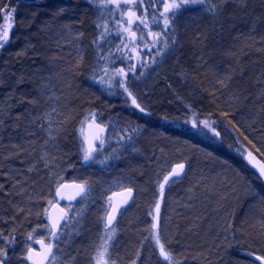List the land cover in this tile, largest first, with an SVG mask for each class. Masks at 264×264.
I'll return each mask as SVG.
<instances>
[{"label":"rangeland","instance_id":"374dc122","mask_svg":"<svg viewBox=\"0 0 264 264\" xmlns=\"http://www.w3.org/2000/svg\"><path fill=\"white\" fill-rule=\"evenodd\" d=\"M91 2V0H89ZM52 2H58L57 0H53ZM49 3V2H48ZM81 4L80 2L75 0H65L61 1L60 4H55V6L50 5L48 8L47 13L44 12L42 16H40V19L38 20L41 24V27L43 26H50L52 24H56L65 21L66 16H71L69 8L71 7V10H77L81 13L80 8H78L77 5ZM96 7L97 17L101 16V21L107 19L108 24L112 21H110V17H107L108 8H105L101 11V9L97 6V4L92 3ZM92 4L86 5L88 8V11L92 10ZM58 5V6H57ZM82 5V4H81ZM57 6V7H56ZM66 6V7H64ZM66 8L67 12L63 13V15H56L58 10L60 8ZM83 7V5H82ZM201 6H194L192 12H195L196 9L200 8ZM192 9V8H191ZM190 9V10H191ZM184 12V11H183ZM6 10V5L4 1H0V22L7 21L8 18L14 19L15 23L12 26L13 28H16V32H12L11 28L9 29V35L11 42L1 51V54H3V61L0 62V81L4 84V89L6 93L0 94V96H9L10 89L9 87L16 89L15 86L11 85L13 79L15 81L20 80V75L23 70H29L30 66L28 63L32 62L33 60L30 58V56L33 54V50L29 51L27 48L28 46L32 44L31 35L34 34V32L30 29V24L34 21L31 17L25 19V16L22 17L21 12H13L11 16L8 17ZM138 14V11H137ZM193 14V13H192ZM194 15V14H193ZM35 16V14H34ZM180 15H178L179 17ZM107 17V18H106ZM176 18V20L178 19ZM118 20L120 19L119 14L117 13ZM27 20V21H26ZM115 24V30L118 27L115 22H112ZM89 25L87 29H89L90 34L94 36V34L97 35V37L100 34L101 29L95 30V33H93L92 29H90ZM153 31H159L160 28L158 25H152ZM109 28H111L109 26ZM142 28V26H141ZM133 31L137 32V36L140 35V32L137 31L136 26L133 25ZM146 31V30H144ZM115 35V39L118 40L117 44L121 43L120 34L117 32ZM113 35V36H115ZM108 37L106 36V42H108ZM18 39V41H17ZM49 40L44 39V45L46 46V43ZM128 42V41H125ZM112 43V41L110 42ZM145 43L150 44L151 43V37L146 36L145 41H137L138 49L137 51L144 52L147 50L146 47H144ZM47 46H49V42L47 43ZM116 46V45H115ZM115 46L113 48H115ZM49 47H47L48 49ZM105 52H109L107 50V46L103 45L102 49H105ZM45 50V52L47 51ZM154 49V48H152ZM57 50V49H56ZM129 50V49H128ZM155 50V49H154ZM59 51V50H57ZM167 53L164 55L158 56V61L166 59L169 55V49L166 50ZM24 52V55H17V53ZM56 52V51H55ZM62 54V52H59ZM39 54L42 55L41 52ZM131 54L136 58L135 53H127ZM118 55V52H117ZM113 57V67L114 68H120L124 67L125 70H127V66L132 63L131 61H128L123 57ZM18 58L20 60H26L22 65L20 66V71L17 70V62ZM117 58V59H116ZM173 60L175 58H179L177 55L174 58V55L172 56ZM169 59V57L167 58ZM33 63V62H32ZM149 63V61H148ZM174 63V61H172ZM54 66L56 68V75H57V82H62L64 75L61 74V66L60 63L54 62ZM137 64V63H135ZM32 66V65H31ZM15 68L16 71L15 72ZM34 68V66L32 67ZM153 68L152 64H149V67L144 68L145 71H148L149 69ZM67 72H69V69H63ZM187 69L183 68L181 71H186ZM194 70V69H193ZM173 71V73H172ZM186 72H190L187 70ZM209 72H214L213 69H210ZM141 72H135V73H129L128 80H131L135 75L140 74ZM219 76L221 77V72L219 71ZM197 70H194V77H196L199 81ZM171 75L177 76V71H174L172 68ZM22 77V76H21ZM179 77V76H177ZM146 78V77H145ZM148 80V78H147ZM175 82H178L177 79H173ZM196 80V79H195ZM145 81V80H144ZM157 81L163 82L162 80L155 79L154 83H157ZM1 82V83H2ZM164 79V83H165ZM163 83V84H164ZM189 86L183 87L182 85H178V88L180 87L181 92L180 95H187V98L191 97V91L188 90L191 88H198L197 84L194 81L188 82ZM15 85V84H14ZM211 86V89H210ZM209 88H206L207 91H209L211 96L215 95V89H223V87L220 86V82H215V80H211ZM256 91H258V96L264 97V85H258ZM49 88V86L47 85ZM61 87V86H58ZM225 87V86H224ZM21 88V87H17ZM113 88V87H112ZM213 89V90H212ZM26 89H23L19 91V94H24L25 96H28V93L25 92ZM103 94L98 95V97L103 96H109L111 90L109 88L103 89ZM135 94V90H133ZM9 93V95L7 94ZM188 93H190L188 95ZM137 97V102L141 104L142 107H145L149 113L151 110H157L155 107H153L144 97L140 94H135ZM12 96V95H11ZM172 96V95H171ZM107 99L101 100L99 102H95L94 104L97 108H99L100 112H104V109H110L107 104ZM90 99H86V101H89ZM176 102V101H175ZM174 102V103H175ZM109 103V100H108ZM165 103V102H164ZM163 103V104H164ZM172 102L171 106L174 104ZM110 104V103H109ZM92 101L89 103V107H92ZM176 106V104H174ZM120 109H117L115 114H117V117L114 118L113 123L106 121L103 119V116H97L96 123L101 125H107L105 132L103 133L104 138H106V143L103 147V149L96 154V158L94 161H84L82 158V153L79 151L80 143L77 141V139L71 136H67V131L63 130V126L65 124H61L59 126V130L61 133L59 136L61 137V145H64L65 148H63L60 153L58 150H53L52 148L44 151V161L40 164V168L43 170L42 177L39 178L38 175L36 177H32V173L36 171V167L33 164V166H27V172H25V169L23 170V167L28 165V162H25L24 165L21 164L16 170L22 169L23 171H20L19 175H22L21 177L16 174L14 181L11 183L9 181V177L6 179L7 182H5L4 190L7 189L9 186H11V192L14 194L15 197V203H13L12 208L9 209L10 211H1L0 208V233H3L5 237H11L14 238V243L11 245H8L11 249V251L14 249L13 247L16 245H20L17 250L15 249V254L13 252V257L11 259H8V264H28L27 261H24L22 259L24 255V250L26 249L27 243H32L34 245L35 240H41L42 238H46V232L47 230L43 227L44 224L48 223V219L46 216L43 215V210L47 208L48 201L54 200L57 201V198L55 196L56 188H57V180L61 178L62 176L67 175L68 179L71 181H78L83 182L85 180H88L91 182L93 180L90 177V172L93 171H99L101 174L99 177H96V180H100L102 177V174H106L110 172L111 170L115 172V175H110V178L108 182L105 184L104 191L96 192L92 194V190L90 192V196L86 198L85 200H81L75 205L77 209H83L82 214L80 217H78L79 223L76 221H73V223L65 230L64 235L62 236V239L60 241L59 250L57 251L58 257L65 262V264H90V258L91 255L94 252V248L97 244L100 243V237L104 234L103 229V222L102 217L104 215V210L102 212L100 211V208L102 207L101 203H105L106 193L108 192V196L112 195L113 193H118L122 188L120 185H124L127 187H132L135 190V198L143 199L142 204L140 207L135 208L133 207V202H130V204L121 212L120 217L118 218V221L115 224L116 227V235L115 240L112 242L114 247L112 249V259L115 261V264H132L133 260H136L137 264H164L162 261V258L158 256V248L155 247L154 242L151 241V239H145V237H150V227L153 223L152 216L149 215L150 211L154 210V206L157 200V186L154 192H148L149 187L152 186V184L156 181L162 182L163 177L167 175V173L171 170V167L174 164H177L179 162H183L181 158H184L185 155L183 151L189 152L190 150H194L193 157L197 159V161L194 159L193 164L191 167L185 168V172L183 174V177H185V180H183L181 188H176L174 190L169 189L170 185L172 186L173 183L166 186L165 190L168 188L167 196L165 197L163 203L161 204V214H160V234L163 231H168L171 229H174L175 232L181 233L179 236V240L176 244L172 245L168 241L166 243V247L170 244V250L176 254V258L182 262V264H228V262L222 263L220 258L218 257L219 249H222L224 256L227 255L230 258H232V263L230 264H248L251 260L250 257H247L245 255V252L250 250V248L242 249V243L235 242L236 237L242 235L245 237V230H248L249 228V221L243 220V225H239V227H235L231 224L230 220L227 216L224 214H220L219 212L221 209H218L216 211V205L215 203L208 204L209 206H213L211 208V213H215L214 215L210 216H204L203 215V207L205 204H207V199H205L203 196L205 195L206 191H203L207 188V186L200 189L197 187V185L188 182V178L192 175H200L202 179L208 180L209 178L212 179L214 175H212V170L209 168V164L203 160L201 161V158L204 156V151L202 148L206 147L205 145H202L203 143L196 142L194 140L193 142H189L184 137L180 136L179 133L171 131V134L167 132V130L163 129L164 127H171L174 126V129L179 130L178 128L181 126H175L170 125L169 121L170 117L168 119L159 118L158 120H162V122H158L159 125L155 123L153 124V121L147 120V117H149V113H139L141 117L139 118L137 127L139 131L137 133L132 134V139H121V137H126L127 133H124L125 129H132L133 126L132 123L133 120H131L128 115L129 111H124V109H131L133 111V107H131L128 104H121L119 106ZM186 106H182L177 111H175L172 107H170V112L176 114L177 118L182 120V122L185 121L187 117H184L187 115L186 112ZM191 108H194L191 106ZM160 109V108H159ZM173 110V111H172ZM188 111V110H187ZM56 110L51 112L50 116H47L45 120H50L49 125L52 123L56 124ZM253 118L246 119V125L249 127V132L252 135L250 137L251 139L255 140L257 145L261 148V152H264V137H263V126L262 129L257 128V125L261 122L258 121V113ZM74 115V113H73ZM182 116V117H180ZM74 117V116H73ZM72 117V118H73ZM172 118V117H171ZM53 121V122H52ZM186 126L190 129V124L185 123ZM14 125V123H12ZM53 125H51L52 127ZM132 126V127H131ZM42 127V126H41ZM135 127V126H134ZM57 128V127H56ZM93 132L95 131L94 128H92ZM195 130V129H194ZM49 131H57V129H52ZM54 132V133H55ZM123 132L124 135H121L120 133ZM66 133V134H65ZM204 133V132H203ZM65 135L64 137L62 135ZM210 135V134H209ZM230 135V133H228ZM149 136H152L154 140H148L147 138ZM9 137L13 138V135L9 134ZM258 141H257V140ZM7 140V139H6ZM4 141V145L6 143H11L12 141L8 138L7 141ZM201 140V139H200ZM18 141V139H17ZM142 141V143H141ZM141 143V144H140ZM156 143V144H155ZM200 144V145H198ZM248 146V143H245ZM158 145V146H156ZM250 145V144H249ZM11 146L17 147V143L12 144ZM156 146V149L154 150ZM118 147H121L119 150L118 156L119 159L116 160L114 157L110 154L112 151L117 149ZM239 147V145H236L234 148L236 149ZM6 148V147H5ZM72 150L71 153H66V155L63 154V152L67 149ZM153 153H148L149 151ZM236 154H238L235 151ZM15 155L13 158H16V161L19 162V153L18 148L15 149ZM130 155V156H129ZM174 156V158L172 157ZM107 157V159H105ZM135 157V158H134ZM127 158V161L124 160ZM175 159V160H171ZM100 160H104V163H100ZM30 163H32L30 160H28ZM123 161V162H122ZM208 161V160H207ZM21 163L24 161H20ZM204 162V163H203ZM47 165V167L45 166ZM23 166V167H21ZM34 167V169H33ZM29 168L32 170L29 171ZM221 169L220 173L222 175H226V172L224 171V168L219 167ZM120 172V173H119ZM202 175H206V177H203ZM1 177V176H0ZM4 178V177H3ZM180 178V179H181ZM216 179V178H215ZM246 179V178H244ZM249 179V178H248ZM1 184H4L3 179L0 178ZM31 180V181H30ZM66 180V179H65ZM62 179V182L65 181ZM177 180V179H176ZM250 180V179H249ZM9 182V183H8ZM8 187L7 185L10 184ZM92 184V182H91ZM198 188V190H196ZM1 192L3 190H0ZM105 193V194H104ZM207 205V206H208ZM16 206L15 208H13ZM62 207H65L64 205ZM243 209H245V205L242 202ZM240 207V208H241ZM203 208V209H202ZM23 211H20V210ZM100 212H96V211ZM250 211V210H249ZM8 213H11L12 215H8ZM39 213V215H38ZM253 214L252 210L250 211V214ZM72 215L73 213H69ZM154 214V211H153ZM236 215V214H235ZM29 216H33L31 220H27L26 218ZM131 217L132 220H130L129 224H126L128 228L121 227L119 225V222L124 221L128 217ZM239 216H244L247 220L250 219L247 214H243ZM234 216V217H239ZM92 218H96L94 220V225H96L97 230L92 231L90 228L91 220ZM240 219V218H239ZM77 223V224H76ZM229 225L231 227L229 228ZM93 227V224H92ZM36 228V232L33 234V241H27L26 237L28 233L32 232V229ZM77 228V231L74 233V229ZM121 228V229H120ZM240 228V229H239ZM243 228V229H242ZM127 229V231H124ZM227 229V231H225ZM234 232V234H233ZM74 233V235H73ZM79 233V234H77ZM231 233V234H230ZM169 236V234H168ZM227 237V240H224V238ZM246 237H249L251 239L250 241L252 244H256L257 240L259 238H255L254 235H246ZM264 237V236H263ZM80 240H86L85 243H79ZM221 241H224L223 244H221ZM232 242V246L229 247L228 242ZM45 242L47 240L45 239ZM161 242H163V237L161 234ZM254 242V243H253ZM264 244V242H263ZM93 245V247H92ZM264 247L263 245H259ZM258 246V247H259ZM5 244L0 241V248H4ZM92 247V248H91ZM252 249L251 251H257V254L263 253L264 251H260L262 249L261 247L255 248L254 246H250ZM214 250L213 256H209V253ZM140 252V259H137V252ZM92 252V254H91ZM243 255L245 259H241L240 256ZM238 256V257H237ZM73 257L75 259H73Z\"/></svg>","mask_w":264,"mask_h":264},{"label":"trees","instance_id":"16d2710c","mask_svg":"<svg viewBox=\"0 0 264 264\" xmlns=\"http://www.w3.org/2000/svg\"><path fill=\"white\" fill-rule=\"evenodd\" d=\"M53 0H45L43 2V7L45 8V13L49 12L48 8L50 5L55 6V4H60V0H57L58 2H52ZM55 1V0H54ZM231 2H228L222 10H218V15L215 17L213 14L204 11L202 7L195 10V12H192L191 10L184 11L178 18H181V20L186 22L185 27L180 28L178 25V32L174 34L176 36V43L169 48V60L174 63L173 69L174 71H177V74L179 73V77L171 75V72L168 75L164 76L165 83H169L170 88L176 92L174 95H168L170 96V99L166 102H178L182 106H188L191 105L194 108H191V110L186 108L187 115L184 117H187L186 119H190L192 117V112L195 111L200 114V119H205L208 117V113H212L210 119L218 122V130L221 131L222 138H216L213 137L210 133L212 139V143L210 144V141L201 142L200 137L197 138L196 141H200L203 143L202 145H205L206 147L209 146V149L214 150V147L218 145H222L225 143L224 138L228 136V133L234 134H240L242 133V129L240 131H236L233 129V124L228 123V120L231 119L233 123L236 125L237 128L240 126L246 125V119L253 118L258 113V116L262 111H264V97L258 96L256 91L258 85H264V0H230ZM233 1V2H232ZM49 2V3H48ZM214 3L217 2V0H213ZM14 3H6V10L8 11V8L11 7ZM58 6V5H57ZM56 6V7H57ZM66 7V6H64ZM112 6L110 5L109 8ZM71 16H67L68 18H72L73 24L75 27H82L83 24L90 25L92 23V20L97 17V12L95 9H92L91 12L94 14V18L90 20L88 17H84V15L77 10H71V7H68ZM109 8L107 12V17L109 16L111 18H117V14L115 17H112L109 13ZM151 11V10H150ZM194 15H193V14ZM140 12L138 11V15ZM22 17H24L22 15ZM106 17V18H107ZM190 17V18H187ZM90 20V21H89ZM110 27H115V24L112 22L110 23ZM83 33V36H78L77 34L70 38L65 40L68 46H70L74 41L73 39L76 38L77 44L80 49H86V52L84 54H80L78 57L75 55V60H79V58L83 57V62L79 65L78 69L74 66L77 65L73 60V56L70 58H66V52L67 51H57L53 48H48L47 51L46 47L43 46L42 49H40V52L43 56H40V61H42V64L40 67L32 68L33 61L35 59H32L33 61L28 63L30 66V69L23 70L21 75L23 78V83H17V86L15 87H21L13 89L9 87L10 94H15L18 91L26 89L25 92L28 93V96H25L26 102L24 105L21 106V109L17 112L12 111V108H2L3 111L0 112V119H3V125L0 126V131L3 132L4 135H2V139L4 141L8 138L12 141L10 143L14 144L17 143V147L11 146L14 156L15 155V149L18 148L19 153V162L16 161V158H12L9 155V152H6L5 145L0 144V176L6 177V179L9 177V182H13L16 176L17 178L22 175L21 172L25 169V172H27V166H33V164L36 167V171L32 173V177H36L38 175L39 178L42 177L43 170L40 168V164L42 161H44V149L37 148L35 146V143L37 142V137L35 136H28V137H19V138H10L9 137V130L13 131L16 130L18 126L21 125H27V124H33L40 126L38 129V135L39 136H48L49 130L52 129H59V126L61 124H66L70 120H73L77 113L72 112L71 110L74 108L72 106H80V116L83 120L85 115L89 111H94L98 113L99 116H103V114L99 111V108H97L94 104V99L98 96L96 94H93L92 91H90V83H93L92 79V69L94 67L91 66V76L90 80L85 79L81 80V74H85V71L87 69V63L88 60H86V56L88 54V42H89V35L90 31H84V28H81ZM77 30V28H76ZM93 33H95V30H93ZM108 42L106 44L107 50L111 51L112 53H115V57L117 52L115 51V48H113L115 45H117L118 40L115 39V36H110L107 38ZM112 41V43H110ZM176 45V46H175ZM174 46L176 49L174 50ZM129 48H135L138 49L137 44H131L129 43ZM102 54H107L108 52H105V49H102ZM56 51V52H55ZM59 52H62L60 54ZM129 52L128 48L124 49V54H127ZM139 52V51H138ZM135 53V52H133ZM155 54L154 49L147 48L144 52H139V58H135L133 56L132 63H137V69L136 72H138L140 69H144L143 67L139 66V59H143L145 61H149V64L151 63V56ZM174 55V58L178 55L179 58H175L173 60L172 56ZM126 56L124 55L123 58ZM167 57V58H168ZM97 58V55L96 57ZM166 58V59H167ZM111 60L113 61V57H111ZM157 56V62L158 61ZM26 60H20L18 58L17 62V70L20 71V66L22 63H24ZM51 62L54 64V62L60 63L61 66V74L64 75L62 82L55 81L56 87H49L46 88V90H43V85H38L39 83H42V80H45L43 77L39 75L38 70L39 69H50L52 72L54 71V67L51 66ZM113 63L104 64L102 67H108L109 69H113ZM69 69L70 71L67 72L63 69ZM186 68L190 72L181 71ZM81 71L79 72V70ZM197 70L199 81L196 77H194V70ZM210 69H213V73L209 72ZM221 72V77L219 76L218 72ZM15 72L16 68H15ZM18 73V72H17ZM173 73V71H172ZM185 77V78H184ZM173 79H177L178 82H175ZM196 79V80H195ZM189 80V81H187ZM194 81L198 88H189L188 90H192L190 94V98H187V95H180L181 92H184L183 90L180 91L178 94L179 88L178 85H182L183 87L189 86L188 82ZM211 80H217V82H220L219 87H223V89H215V95L208 98L203 99L204 97L201 96V90L203 88H209ZM41 81V82H40ZM129 80V84H130ZM221 81L223 82V86L221 85ZM61 86V87H58ZM225 86V87H224ZM120 90L118 86L114 87ZM130 90L132 91L133 95L136 96L132 90V88L129 85ZM211 89V86H210ZM43 92V96H41V93ZM201 92V93H200ZM6 91L4 92V94ZM9 95V93H7ZM18 96V97H19ZM44 96H47V98H52L58 103H62L66 105L67 107H62L60 109H57L56 111V124L52 123L53 125H49L50 120H45L47 116L51 115V109H44L42 106V100L44 99ZM200 96V97H199ZM17 97V98H18ZM16 98V99H17ZM137 98V97H136ZM86 99H90L89 101H86ZM28 100H38L39 103H28ZM138 100V99H137ZM92 101V107H89V103ZM110 101V100H109ZM109 107H119L121 103L128 104L131 107L135 108L132 103L131 99L128 98L126 95L125 97L117 102L110 101ZM175 104V103H174ZM171 107V106H170ZM170 107H166L164 104H161V106L157 110H151L149 115L153 116L154 118H162V116L170 117V120H174L175 126H181L177 129L172 128L171 131L181 133L182 131V124L186 126L182 120L174 116V111L172 113L170 112ZM188 110V111H187ZM139 115L138 112L133 111ZM222 112H228L229 117L225 118L221 115ZM47 113L48 115L45 116L44 114ZM74 113V115H73ZM19 116V119L17 117ZM74 116V117H73ZM141 116V115H140ZM37 117H40V119H36ZM65 117H68L67 121H65ZM73 117V118H72ZM172 117V118H171ZM182 117V116H180ZM176 118V119H175ZM185 119V120H186ZM12 121H16L14 125H12ZM32 121H35L34 123ZM169 121V122H171ZM22 122H25V124H20ZM53 122V121H52ZM238 122H243V125H240ZM264 123V114H263V122ZM159 125V123H157ZM42 126V127H41ZM264 126V125H263ZM57 127V128H56ZM187 127V126H186ZM192 128V127H191ZM51 131V133L54 135L57 133V131ZM67 136L75 137L77 141L80 143L79 140V131L77 128H74L70 131H67ZM65 133V134H66ZM65 136L64 134L62 135ZM184 138L186 137L184 134L182 135ZM263 137H264V127H263ZM18 139V141H17ZM186 139V138H185ZM6 140V141H7ZM59 140H61V137L59 136ZM248 140V139H247ZM197 142V143H198ZM199 142V143H200ZM200 145V144H198ZM240 146H243L246 149H252L255 151L251 145L245 144V139H243L239 144ZM208 148V147H207ZM259 148V147H256ZM260 149V148H259ZM261 150V149H260ZM37 151V155L34 159L32 158L33 154ZM262 151V150H261ZM259 155L258 153H256ZM187 156V155H186ZM260 156V155H259ZM234 157L237 158V161L241 164L244 163V160L240 154H234ZM261 157V156H260ZM264 159V157H261ZM28 160H30L32 163H30ZM205 160L207 162L208 158L202 157L201 161ZM24 161V162H20ZM25 162H28V165L21 166L22 169L16 170L17 166L21 164L24 165ZM204 163V162H203ZM208 163V162H207ZM222 163H226L228 165H231L229 161H222ZM219 167H223V165L218 164ZM34 169V167H33ZM221 169V168H219ZM248 172H246L245 175L247 178L252 180L253 178L255 181H258L262 183L259 179H257L256 174L249 169ZM61 178L68 179V176H62ZM3 180L4 187L5 182L7 180ZM248 179V180H249ZM31 181V180H30ZM8 182V183H9ZM2 182H0L1 184ZM8 184L7 187L9 185ZM262 185V184H261ZM264 188V185H262ZM205 199H207V205L210 203H215L218 205V203H223V206L226 207L224 210V215L228 217L231 224L235 227H239L243 225V220L249 221L254 214H250L251 208L247 206V208L243 209L242 206V199L240 196L230 197L225 199L227 202L230 203V205H227L225 202L217 200L215 198H212L208 195L203 196ZM231 199V202H230ZM216 201V202H215ZM13 203H15V197L14 194L11 192V186H9L7 189H3V191H0V208L1 211H10L9 209L12 208ZM14 206L13 208H15ZM206 208V204L204 205ZM241 207V208H240ZM263 208V207H262ZM16 209V208H15ZM264 210V209H263ZM264 215V211H262ZM236 214V215H235ZM245 215L250 219H246ZM8 215H12L11 213H8ZM239 216V217H234ZM240 218V219H239ZM240 229V228H239ZM243 229V228H242ZM234 233V232H233ZM264 235L260 236L259 240H257L256 244H252L249 239V237H243L242 235L236 237L235 242L242 243L243 248H250V246H254L256 249L262 246L264 242ZM254 243V242H253ZM259 246V247H258ZM254 251V250H253ZM263 254V253H262Z\"/></svg>","mask_w":264,"mask_h":264},{"label":"snow or ice","instance_id":"6c2138e0","mask_svg":"<svg viewBox=\"0 0 264 264\" xmlns=\"http://www.w3.org/2000/svg\"><path fill=\"white\" fill-rule=\"evenodd\" d=\"M92 3L97 4L101 11L105 8H109V13L112 17L118 13L120 16L119 20H116L117 28L116 31L120 34L121 43L115 46V51L124 54V49L128 48L129 53L135 52L136 57L139 58V52L135 48H129V43L137 44V41H145L146 36L151 37V43H145L144 47L155 49V54L151 56V63H157V56L164 55L165 51L172 47L177 41L175 33V22L178 15L182 14L183 11H188L194 6H201L204 11H207L215 17L218 15V10H222V6L228 3V0H217L216 3L213 0H91ZM151 10V11H150ZM137 11L140 14H137ZM65 12L64 8H60L56 15H63ZM96 28L101 29L99 36L92 41L94 45H99V42L104 40L106 36L109 35V24L108 20L95 22ZM133 25L136 26L137 31L140 35L137 36V32L133 31ZM152 25H158L160 30L153 31ZM142 26V28H141ZM69 27V26H65ZM11 25L7 26L3 32H0V50L4 49L10 42L9 29ZM146 30V31H144ZM78 36H83V33H78ZM128 41V42H125ZM138 47V45H137ZM103 50L97 51V67L92 69V79L97 80L101 85L106 88L111 89L114 86H118L123 90L128 98L131 99L132 105L138 109L141 113L148 114V110L142 107L140 103L137 102L136 96L133 95L129 88V73H135L137 69L136 64H129L127 70L124 67L109 69L108 67H100V63L104 64L112 63L111 56L113 53L109 51L107 54H102ZM17 55H24V52L17 53ZM128 61L133 59V55L124 54ZM83 62V57L81 56L74 67L78 69L79 65ZM139 66L143 68L149 67V63L143 59H139ZM143 75V72L140 73ZM138 78V77H137ZM2 82V81H0ZM18 83H23V78H21ZM223 86V82L221 81ZM47 88V85L44 86ZM43 96V92L41 93ZM22 100L20 103H24ZM28 103L38 104V100H28ZM191 110V105L187 106ZM3 109L0 108V112ZM55 111V109H53ZM45 116L48 114L45 113ZM212 113H208V117L205 119H200V114L193 111L192 117L186 119L184 123L190 124L193 129L204 133H210L213 137L222 138L221 131L218 130V122L211 120ZM222 116L225 118L229 117L228 112H222ZM98 113L94 111H89L83 120L80 121L79 139L80 148L79 151L82 153V158L84 161H94L96 154L99 153L105 143L106 138H104L103 133L105 132L107 125H101L96 123ZM19 119V116L17 117ZM36 119H40L37 117ZM68 117H65L67 121ZM164 119H168L167 116ZM91 121V123H89ZM33 123L35 121H32ZM228 123L233 124V129L240 131L239 128L233 123L231 119ZM3 125V119H0V126ZM85 125L89 129L94 128L95 131L91 134H86ZM127 132L128 129H125ZM138 128H132L131 132L126 137H121V139L131 140V133H137ZM49 136L52 135L51 131L48 133ZM243 135V133H241ZM235 139V138H234ZM245 140L248 138L245 136ZM47 143V141H45ZM248 144L252 146L256 153L261 157H264V152H261L259 148H256L255 144L251 140H248ZM231 147V145H229ZM236 152L243 156L246 162L255 170L257 174V179L264 181V159H257L253 151H248L243 146L237 147ZM246 153V155H245ZM107 159V157H105ZM100 163H104V160H100ZM47 167V165H45ZM185 163L175 164L167 175L163 177L162 182L157 183L158 197L159 199L155 203L154 213L149 212V215L153 218V223L150 227V237H145V239H151L154 242L156 248H158V256L162 258L164 264H182L180 260L176 258V254L170 250V244L166 247V243L161 242L160 234V212L161 204L165 199V188L171 183H175L176 179L181 177L185 172ZM32 169L29 168V171ZM63 178L57 180L56 196L61 199H67L69 203L65 207H59V202L54 200L48 201V207L43 210V215L47 217L48 223L44 224L43 227L47 230L46 238L34 241V243L40 246V250L37 251L36 248L32 246V243H27L26 249L24 250V255L22 259L24 261H29L31 264H65L58 255L60 241L65 233V230L73 223V221H78V217L81 216L83 209H77L72 201L85 200L90 196L92 190V184L90 181L85 180L80 184H74L75 189L74 194L71 196H65L62 189L67 187L62 183ZM123 189L120 193H113L111 196L105 198L106 208L104 210V215L101 218L103 222L104 234L100 237V243L94 248V252L90 258V264H115L112 259V249L114 247L113 241L115 240L116 227L115 222L117 221V216L121 213L125 205L133 200V188L120 185ZM4 185L0 184V190H3ZM235 192L236 190L233 189ZM249 195L256 196L258 193L253 191H248ZM120 196L119 202L114 203L113 197ZM260 202L264 204V197L260 198ZM58 210V211H57ZM20 211H23L22 209ZM69 213H73L70 215ZM39 215V213H38ZM231 225H229V228ZM261 229L264 230V224L261 225ZM227 231V229H225ZM36 232V228L32 229V232L28 233L26 240L33 241V234ZM79 234V233H77ZM45 239L47 242H45ZM227 240V237L224 238ZM0 241L5 244L4 248H0V264H8V253L7 246L14 243V238L5 237L3 233H0ZM224 241H221L223 244ZM229 247L232 246V242H228ZM264 251V248L260 249ZM137 259H140V252H137ZM245 255L250 257L251 260L249 264H264V254H257V251H246ZM73 259H75L73 257ZM132 264H137L136 260L132 261Z\"/></svg>","mask_w":264,"mask_h":264},{"label":"bare ground","instance_id":"6f19581e","mask_svg":"<svg viewBox=\"0 0 264 264\" xmlns=\"http://www.w3.org/2000/svg\"><path fill=\"white\" fill-rule=\"evenodd\" d=\"M1 1V0H0ZM6 3H14L13 5H11V7L8 8L7 11V15L8 17L11 16L13 14V12H21L23 16H25V19L31 17L32 20L34 19V21L30 24V29L34 32V34L31 35V39H32V44L30 45H26L28 46V50L31 51L33 50V54L30 56L31 59H35L33 61V65L34 68L36 67H40V65L42 64V61H40V56L41 54H39L40 49L43 48V46H45L44 43V39L49 40V46H46L51 48L53 46V48L59 51H67L66 52V58H70V56L73 58L72 62L74 61L75 63H77V60H75V55L78 57L80 54H84L86 52V49H80L76 38L73 39V43L68 46L67 43L65 42V40L70 39L72 37H74L77 33L76 32H82L81 28H84V31H88L89 29H87V27L89 26L88 23L83 24L82 27H75L73 24V21L71 20L72 18H68L67 16L65 17L66 20L60 23L56 24H52L50 26H43L41 27L40 22L38 21L40 19V16H42V14H44L45 12V8L43 7V2L45 0H2ZM61 1H65V0H60ZM77 1V0H75ZM257 1V0H255ZM78 2H80L81 4L77 5L78 8H80L81 13L84 15V17H88V19L90 18V20H92L94 18V14L91 11H88V8L86 7V5L88 4H92V2H90L89 0H78ZM228 2H231L230 0H228ZM233 2V1H232ZM226 5V4H225ZM222 6V8H224V6ZM64 8V7H62ZM67 12V9L64 8ZM92 9L96 10V7L94 4H92ZM193 10V8H192ZM35 14V16H34ZM98 18L99 21H101V16H98L96 18H94L92 20V23L90 24V29L93 30H99L96 28V24L95 22H98ZM190 18V17H187ZM89 20V21H90ZM112 22H115V18H111L109 19ZM27 21V20H26ZM15 20L8 18L7 21L4 22H0V32H3V30L11 25V31L12 32H16V28H13L12 26L14 25ZM116 23V22H115ZM69 26V27H65V26ZM178 25L180 26V28L185 27L186 22L183 23V21L181 20V18H178L175 22V33L176 34L178 32ZM110 26V25H109ZM77 28V30H76ZM78 32V33H79ZM117 33V31L115 30V27H111L109 28V35L108 36H113ZM97 38V35L94 34V36H92L91 34L89 35V42H88V54L85 57L86 60H88L87 63V69L85 71V74H81V80H85L88 79L90 80V76H91V66L92 67H97L96 61L97 58V51L102 49L103 45H106V39L102 40L99 42V45H94L92 43L93 40H95ZM18 41V39H17ZM176 46V45H175ZM174 46V50L176 49V47ZM46 47V49H47ZM3 50V49H2ZM0 50V62L3 61V54H1ZM32 52V51H31ZM170 52V51H169ZM165 53H167V51H165ZM117 55V54H116ZM118 57H124V54L122 53H118L117 55ZM111 57H115V53H113V55ZM117 59V58H116ZM55 64H53L51 62V66L55 68L54 66ZM103 62L100 63V67H102ZM153 68L149 69L148 71L143 72V75H135L132 78V82L130 83V87L132 88V90H135V94H140L144 97V99H146L153 107H155L156 109L158 107L161 106V104H163L166 107H170L171 106V102H166L167 99H170V96L168 95H174L176 94V92L174 90H172L170 88L169 83H164V76L168 75L172 68V62L169 59H163L160 60V62L154 63L152 64ZM145 69H140L138 72H142ZM81 71V69L79 70V72ZM39 75L41 77H43L45 80H42V83H39L38 85H48L49 87H56L57 85H55V81L57 78V71L56 68L54 69V71L52 72L50 69H39L38 70ZM138 77V78H137ZM146 77V78H145ZM20 79L22 78L21 76L19 77ZM148 78V80H147ZM185 78V77H184ZM155 79H159L162 80L163 82L157 81V83H154ZM145 80V81H144ZM93 83H90V91H92L93 94H96L97 96L100 94H103L104 92V88L107 89L105 86L101 85L97 80H92ZM189 81V80H187ZM41 82V81H40ZM18 81H15L13 79L12 84L13 86H17ZM164 83V84H163ZM15 84V85H14ZM17 88V87H15ZM48 88V87H47ZM43 90H46L45 87H43ZM112 94H110L109 96H103V97H97L94 99V102H99L101 100H105V98L107 99V104L109 106V103H111L110 101H120L122 100L126 94L123 93V90L120 89L118 91V89L116 88H111L110 89ZM181 89L179 88L178 94L180 93ZM5 89H4V84L3 82H0V94L4 93ZM202 92V93H201ZM201 96H203V99H208L210 97H212L209 93V91H207L205 88L202 87L201 90ZM12 95V96H11ZM9 96H0V108H12L13 113L17 112L21 109V106L24 105V103L26 102L25 99V95L21 94L20 96L18 95V91L14 94H11ZM19 96V97H18ZM18 97V98H17ZM200 97V96H199ZM17 98V99H16ZM168 99V100H169ZM24 100V103H20V101ZM108 100L109 103H108ZM42 106L44 109H51V112L53 111V109H55L57 111V109H60L62 107H67L66 105L62 104V103H58L55 100H53L52 98H47V96H44V99L42 100ZM124 104V103H121ZM176 106H174V104L171 106L175 111H177V109H179L180 107H182V105H180L178 102H175ZM74 107L71 111L77 113L76 117L73 120H70L69 122H67L62 128L64 131H70L74 128L79 129L80 128V121L81 116H80V110L81 107L80 106H72ZM110 109H104V112H101L103 114V119H105L106 121L109 122H114L116 120H114V118L117 117V114H115L117 109H120L119 107H109ZM124 111H129V115L128 117L133 120L132 126L133 128L137 127L139 118L141 117L140 115H138L137 113L133 112L136 111L138 113H141L138 109L134 108L133 111L131 109L127 110L124 109ZM263 114L264 111H262L260 113V115L258 116V121H260L261 123L257 125V128H261L264 125L263 122ZM174 116H176V114H174ZM157 118H154L153 116L147 117V120L149 121H153L154 125L155 123L157 124L158 122H162V120H156ZM176 119V118H175ZM174 120H172L169 124L170 125H174ZM12 123H16V121H12ZM240 125H243V122H238ZM20 124H25V122H22ZM139 125V124H138ZM131 126V127H132ZM135 126V127H134ZM40 126L38 125H33V124H27V125H21L18 126L17 131L16 130H9L8 134L13 135L14 138H19V137H28V136H35L37 137V142L35 143V146L39 149H50L52 148L53 150H62L63 148H65L64 145H61V142L59 140V134L61 133V130H57L56 134H52L51 136H39L38 135V129ZM174 126L171 127H164L163 129L167 130V132H169V134H171V130ZM264 127V126H263ZM239 129H242V133L243 135L240 134H232L230 133V135L226 136L224 138L225 143L224 144H220L216 147H214V150L209 149V146L202 148V150L205 152L204 153V157L208 158V164H209V168L212 170V175H214L212 177V179H208V180H204L201 178L200 175H192L188 178V182L193 183L195 185H197V187H199L200 189H202L203 187L207 186V188L203 191H206L205 194L215 198L217 200L223 201L225 202L227 205H230L229 202H227L225 199L230 198V197H235V196H240V198L242 199L243 204L245 205V208L250 207L254 216L249 220V228L248 230H245V235H254L255 238H260V236L264 235V230L261 229V225L264 224V215L262 214L264 211V204H262L260 202V198L264 197V188H263V183H260L258 181H255L253 178H251L252 180H248L247 176L245 175V173L247 172L250 176V173L248 172L249 169H251L253 172V168L248 165L244 160V163L240 164L237 161V158L234 157V154L236 155L235 152V146L238 145L246 136L248 138V140H251L253 144H255L256 147H259L257 145V143L255 142V140L251 139L250 137H252V135L249 132V127L248 126H240ZM129 132H131V129L126 132L124 131V133H127L126 136L129 134ZM121 135H124L123 132L120 133ZM133 133H131L132 135ZM180 136H182L183 134L186 136L185 138L189 141V142H193L194 140H197L198 137L201 138V142H206V141H210V144L212 143V138L210 135L203 133L201 131L198 130H194L193 128L190 129L188 127H186L184 124H182V131L181 133H179ZM2 135L3 132L0 131V144H4V139H2ZM183 137V136H182ZM235 138V139H234ZM148 140H154L152 136H149L147 138ZM248 140H245V143H248ZM257 140V139H256ZM45 141H47V143H45ZM258 141V140H257ZM198 142V141H196ZM142 143V141H141ZM140 143V144H141ZM156 144V143H155ZM12 145V144H11ZM10 145V143H6L5 145V149L6 152H9V155L13 158L14 157V153L13 151H11L12 148ZM229 145H231V147H229ZM158 146V145H156ZM156 146L154 148V150L156 149ZM260 148V147H259ZM121 149V147H118L117 149H115L114 151H112L110 154L114 157L115 162L116 160L119 159V156L117 153H119V150ZM261 149V148H260ZM154 150L152 152H148V153H153ZM194 150H190L189 152L183 151L185 155L184 158H181L182 161L185 163L186 167L189 168L191 167V165L193 164V161L195 159V157H193V152ZM60 153H62L61 151H59ZM66 153H71L72 154V150L67 148L63 154L66 155ZM37 151L33 154L32 158L34 159L37 155ZM187 155V156H186ZM130 156V155H129ZM260 159L261 158L259 155H257ZM174 158V156H172ZM135 158V157H134ZM171 160H175V159H171ZM197 161V159H195ZM229 161V163L231 165H228L226 163H222V161ZM125 162L127 161V158L124 160ZM123 162V161H122ZM223 165L224 167V171L226 172V175H222L220 173L219 170V166ZM185 167V168H186ZM115 175L114 171H110L106 174H102L101 179L98 181L95 178L99 177V175L101 174L99 171H93L90 172V177L93 179L91 180L92 182V194L96 192H102L105 189V184L108 182L110 175ZM120 173V172H119ZM255 173V172H254ZM168 174V173H167ZM184 174V173H183ZM183 174L181 175V177L183 176ZM203 177H206V175H202ZM177 178L176 182L172 184V186L170 185L171 190H174L176 188H181L183 189V187L181 186L183 180H185V177L183 178ZM1 179L5 180L6 177H0ZM181 178V179H180ZM216 178V179H215ZM246 178V179H244ZM1 181V180H0ZM182 182V183H180ZM262 184V185H261ZM157 186V182L155 181L152 186L149 187L148 192L152 193L155 191ZM168 188L165 190V197L167 196V191ZM233 189H235L236 191L234 192ZM196 190H198V188H196ZM253 191L255 193H258V195L256 196H252L248 194V191ZM157 195H158V190H157ZM105 194V193H104ZM159 199V197L157 196V200ZM142 200L143 199H137L134 198L132 200L133 202V207L138 208L141 206L142 204ZM156 200V201H157ZM216 202V201H215ZM231 202V199H230ZM102 207L100 208V211L102 212V210H104V208H106V205L104 206V203H101ZM216 205V204H215ZM207 206V204H206ZM216 211L218 209H221V211L219 212L220 214H224V210L226 209L225 206H223V203H218V205H216ZM155 207V206H154ZM213 206H207L206 208L203 207V215L204 216H210V215H214L213 213H211V208ZM263 207V208H262ZM250 210V211H251ZM100 211H96V212H100ZM155 214V213H154ZM161 214V212H160ZM252 214V213H251ZM33 218V216H29L26 219L27 220H31ZM96 218H92L91 220V224H90V228L92 229V231H96L98 227H96V225H94V220ZM131 217L129 216L127 219H125L124 221L119 222V225H121V227H125L128 228L126 224L130 223ZM77 224V223H76ZM93 224V227H92ZM121 229V228H120ZM74 233L77 231V228L74 229ZM124 231H127V229H125ZM73 233V235H74ZM162 237H163V242H170V244L174 245L178 242L179 240V236L181 235V233H177L174 231V229L168 230V231H163L162 233ZM169 234V236H168ZM231 234V233H230ZM234 234V233H233ZM79 243H85L86 240H80L78 241ZM20 245H16L14 246L13 250L11 251V249L9 247H7V253H8V257L9 259H11L13 257V252L15 254V249L17 250V248H19ZM93 247V245H92ZM91 247V248H92ZM92 254V252H91ZM212 254H214V250L213 252L211 251L209 253V256H213ZM261 254V253H259ZM16 255V254H15ZM218 257L221 259L220 261L222 263L228 262V264L232 263V258H230L229 256L225 255L222 251V249H219L218 252ZM238 257V256H237ZM241 259H245L243 255L240 256ZM249 264V263H248Z\"/></svg>","mask_w":264,"mask_h":264},{"label":"water","instance_id":"95a60500","mask_svg":"<svg viewBox=\"0 0 264 264\" xmlns=\"http://www.w3.org/2000/svg\"><path fill=\"white\" fill-rule=\"evenodd\" d=\"M249 151H251V150H249ZM253 153H254V155H256L257 159L259 160L260 158L257 156V154H256L255 152H253ZM245 155H246V153H245ZM245 161H246V160H245ZM253 170H254V169H253ZM254 172H255V170H254ZM255 173H256V172H255ZM263 183H264V181H263ZM63 184L67 186V187H65V188L62 189L63 194H64L65 196H71V195L74 194V191H75V189L73 188V185H74V184H80V182H77V181H65V182H63ZM133 196H134V192H133ZM116 198H117V199H116L115 203H116V202H119V200L121 199L120 196H117ZM62 200H63V201H67V202H69L67 199H62ZM77 200H79V198H77ZM77 200L72 201V202H76ZM57 211H58V210H57Z\"/></svg>","mask_w":264,"mask_h":264},{"label":"flooded vegetation","instance_id":"af4514ba","mask_svg":"<svg viewBox=\"0 0 264 264\" xmlns=\"http://www.w3.org/2000/svg\"><path fill=\"white\" fill-rule=\"evenodd\" d=\"M36 241V240H35ZM32 246H35L36 247V249H40V246L39 245H35V243H34V245H32ZM28 262V264H31V263H29V261H27Z\"/></svg>","mask_w":264,"mask_h":264}]
</instances>
